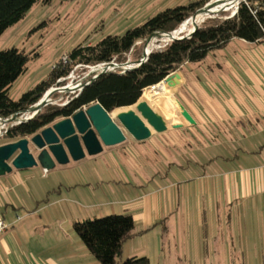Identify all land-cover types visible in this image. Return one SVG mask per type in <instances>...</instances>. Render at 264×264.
Listing matches in <instances>:
<instances>
[{"label":"crops","instance_id":"crops-1","mask_svg":"<svg viewBox=\"0 0 264 264\" xmlns=\"http://www.w3.org/2000/svg\"><path fill=\"white\" fill-rule=\"evenodd\" d=\"M230 42L236 43L233 47L237 49L239 45L264 46V41L249 43L234 38ZM240 53L244 55L241 49ZM234 55L238 56V53L235 51ZM256 55L260 68L250 74V84L242 85L244 89H237L225 73L210 79L197 76L185 104L196 120L195 125L168 128L163 133H153L142 143L133 139L110 148L109 157L119 173L114 189L122 199L115 200L114 194L115 198L112 196L104 207H100V203L89 206L84 202L85 209H96L89 214L75 215L73 223L105 214H132L135 235L124 242L122 255L146 256L152 264L191 263L188 259L193 257L194 240L196 244L199 242L201 225L206 227L209 221L231 223L233 211H240V214L254 211L256 222L264 224V49L261 47ZM219 58L215 60L230 65L224 52ZM182 69L184 66L181 76L173 80L175 101L171 102L165 96L155 101H162L159 109L166 120L180 115L175 91L178 86L183 88L188 83ZM65 165L57 164L48 171L42 166L14 169L0 176V215L8 225L0 232V264H38L26 258V249L32 247L31 239L26 234L21 237L16 231L31 225L35 212L40 209L39 203L44 201L35 190L34 168L37 171L42 168V179L47 181L55 170L66 169L62 167ZM79 176L80 181L69 172L64 180H58V186H65L67 194L75 189L86 201L91 183L83 169L79 170ZM106 179L102 175L94 178L97 185L107 183ZM89 193L95 195V189L91 188ZM58 198V203H47L45 208L72 202L69 197L58 195ZM186 209L194 210L196 217L184 216L182 211ZM206 211H212V219L207 217ZM16 213L22 215L17 222ZM34 227L27 229L28 233ZM59 254L60 251L56 256L51 252L47 258L60 264Z\"/></svg>","mask_w":264,"mask_h":264},{"label":"rangeland","instance_id":"rangeland-1","mask_svg":"<svg viewBox=\"0 0 264 264\" xmlns=\"http://www.w3.org/2000/svg\"><path fill=\"white\" fill-rule=\"evenodd\" d=\"M194 1L197 0H49L35 3L23 19L9 27L0 36V50L17 48L20 51L28 53L31 57L26 72L21 74L13 83L9 92L10 97L17 100L23 93L31 90L37 84L47 79L53 67L61 63L62 57L68 54L76 44H96L107 35H122L127 29L143 24L149 17L154 16L165 8L188 4ZM213 1L215 0H210L209 2ZM229 5L230 2H227V6ZM234 10L235 8H227L219 13H215L213 17L219 15L221 12H225L227 16H231ZM202 19L203 17L200 20ZM190 26L191 24L180 35L188 33ZM163 35L160 34L154 38L151 44L153 50L162 49L171 41ZM144 45L145 41L143 42V51ZM234 45L236 43L229 42L226 47L211 51L203 61L185 64L182 72L187 78L188 83L186 87H177L175 91L176 100H179L184 105L187 104L186 102L190 99V88H192L197 76H204L210 79L215 78V75L218 73L220 75H224L223 73H225L231 78L237 89H244L242 85L250 84V74L260 68V63L256 59V51L261 49V47L264 49V46L254 48L251 45H239V48L244 53V55H240V49H237V47L234 48ZM235 51L238 53V56L234 55ZM223 52L230 61V65L227 64L228 66L223 61L220 63L215 60ZM128 57L124 62L118 60L113 61L122 63L123 65L135 62L136 58L132 54H129ZM72 71H74V81L81 79L85 74H89L88 77H92L95 74L90 73V66L87 65H83L77 69L75 66ZM113 71H122V67H118ZM180 71L177 70L179 73ZM231 72L233 75H231ZM71 80L69 78L67 82L64 81V83L55 85L53 88L62 87ZM148 92L151 95L153 94L149 90ZM148 92L146 93V89L144 90L145 95L143 93V99L147 100ZM166 94L173 95V90L172 92L169 91L157 95L164 96ZM62 96L60 91L55 92L50 97L53 102L49 101L48 104L59 103L62 101ZM68 96L69 93H64V100ZM163 96H156L153 100L149 101L159 111V106L162 101H155ZM127 109L133 108L127 107L123 110ZM25 114L27 113L22 112L18 116H25ZM114 119L120 124L116 117ZM178 119H183L181 114L177 118H173V120ZM133 139L130 134H127V139L123 143L125 144L128 142L127 140ZM3 141H10V139L3 134L0 135V143ZM123 143L114 146H105L103 151L99 153L103 155L101 156L103 158L98 156V154L94 156L86 154L79 161L71 159L69 164L62 166L66 167V169L55 170V172L51 173L47 181L42 179L44 177L42 168L39 171L34 168L36 171L35 190L44 201L39 203L40 209L35 212L36 214L33 217L31 225L25 230L21 229L16 231L21 237L26 234L31 239L32 247L26 249V258L29 262L54 264L47 256L51 252L56 256L58 251H60L57 257L60 264H97L94 256L75 232L72 218L75 215L89 214L92 210L94 211L96 209L90 207L85 209V203L89 206L100 203L102 206H99L104 207L112 196L115 198L114 194L117 197L115 200L122 199L115 192L117 189H114L116 188L114 181L116 179L118 180L119 176L117 174L119 173L115 162H113L111 156L109 157V154L112 150L110 148L118 147ZM77 163L81 165H77ZM72 165H76V167L71 169L70 167ZM150 168L153 169L152 167ZM81 169L89 176L91 188H94L96 193L92 196L89 193L91 188H88L86 201L80 197L79 192L75 189L71 194H67L65 192V186H58L60 182L58 180H64V178L69 176V172L72 175H76L80 181L79 170ZM128 169L130 170V168ZM99 175L107 178V183L97 185L94 178ZM121 186L123 187L122 183ZM119 190L121 191L120 188ZM19 192L22 193L21 190ZM58 195L61 198L69 197L72 199V202H61V204L46 209L45 205L47 203L53 204L55 201L54 204H56L59 202ZM76 200L78 201L77 203L74 202ZM79 201L82 202L81 205L78 204ZM99 206L97 207L99 208ZM9 211L11 210L8 207L7 212ZM2 212L6 214L5 209ZM182 213L186 217H196L195 211L192 209L183 210ZM206 214L208 218L212 219V211H206ZM21 216L18 213L14 215L16 222L21 220ZM256 221L257 215L254 211L248 210L241 212V214L240 211H233L231 223H221L218 221L214 223L213 221H209L206 227H202L201 225L199 242L196 244L194 240V245L192 246L193 257L188 259L191 262L188 264H264V224ZM33 225L36 227L33 228L31 233H28L27 229ZM61 250L64 252L61 253ZM127 258L126 253H123L121 261Z\"/></svg>","mask_w":264,"mask_h":264},{"label":"trees","instance_id":"trees-1","mask_svg":"<svg viewBox=\"0 0 264 264\" xmlns=\"http://www.w3.org/2000/svg\"><path fill=\"white\" fill-rule=\"evenodd\" d=\"M39 1L49 0H0V36L23 19ZM209 1L197 0L168 7L149 17L143 24L127 29L122 35H107L96 44H76L67 54L68 64L55 65L47 79L17 100L12 99L9 92L15 80L26 72L31 57L17 48L0 50V117L8 118L35 106L48 89L67 82L68 79L61 82L58 79L66 77L78 64L94 66L113 60L124 62L129 54L136 58L135 62L139 61L143 54V42L150 35L178 29ZM234 38L249 43L264 41V0L241 1L234 16L221 12L205 18L191 37L171 40L162 49L153 50L138 68L99 75L80 93L72 94L66 104H62L65 99L63 94L62 101L48 104L34 118L12 125L5 136L14 140L31 135L95 103H100L109 112L131 106L143 96L146 88L162 82L169 74L181 70L186 63L203 61L211 51L224 48ZM156 96L163 95H155L147 100H153ZM164 96L171 102L175 101L171 94ZM73 227L97 264H152L148 257L138 255L121 261L124 242L135 235V223L130 213L75 221Z\"/></svg>","mask_w":264,"mask_h":264},{"label":"water","instance_id":"water-1","mask_svg":"<svg viewBox=\"0 0 264 264\" xmlns=\"http://www.w3.org/2000/svg\"><path fill=\"white\" fill-rule=\"evenodd\" d=\"M229 1L232 0L209 2L189 18L195 19L200 14L203 16L201 21H204L205 18L212 17L215 13L227 9L226 5ZM240 2L241 0H237L238 5ZM216 6L220 7V9H214ZM237 12L238 8L235 14ZM200 23H194L193 28L184 35H180L183 30L178 29L171 32H154L145 40L142 58L137 62H133L132 65H128V67L116 61H111L107 64H116L122 67L124 72L138 68L153 51L151 44L156 36L166 34L170 40L189 38L199 28ZM106 72L108 71L104 66L99 75ZM172 76L179 78L181 75L175 71L163 81L169 82ZM89 84L86 83L76 91L71 89L68 84L62 86V88L78 94ZM59 90L60 87L48 90L35 107L27 110L28 112H35V115L21 120V122L34 118L48 104L50 97ZM177 103L183 119L165 120L147 101L139 99L133 104L136 106L135 109L121 110L114 116L119 120L120 124L111 115L113 111L119 108L109 112L100 103L85 106L72 115L56 120L31 135L10 140L0 145V176L10 173L14 169L23 170L42 166L45 171H48L55 168L57 164L64 165L69 163L71 159L79 161L86 154L92 156L99 154L105 146H114L125 142L127 134H130L138 141H144L150 138L153 133L165 132L170 126L171 128L179 129L195 125L196 120L185 105L179 100H177ZM15 118L16 116L3 120V123L15 120Z\"/></svg>","mask_w":264,"mask_h":264},{"label":"built area","instance_id":"built-area-1","mask_svg":"<svg viewBox=\"0 0 264 264\" xmlns=\"http://www.w3.org/2000/svg\"><path fill=\"white\" fill-rule=\"evenodd\" d=\"M242 1H246V0H242ZM238 3L235 5V10H234V12H232V15L231 16H233L234 14H235V12H236V10H237V8H238ZM69 58H68V55L67 54H65L63 57H62V59H61V65H63V66H65L66 64H68L69 62V60H68ZM83 65H81V64H78V65H76V69L77 68H80V67H82ZM106 67L107 68V71L108 72H113V70L114 69H116V68H118L119 66L118 65H116V64H113V65H108L107 63H101V64H98V65H94V66H90V73H95L92 77H88L89 76V74H85L81 79H79V80H77V81H74L75 79H74V71H72V72H70L66 77H61V78H59L58 79V82H61V81H63V80H65V79H69V78H71L72 80L68 83V85L70 86V85H78L75 89H73V90H79L83 85H85L86 83H91L92 82V80H94L95 78H96V76H98L101 72H102V69H103V67ZM122 73L124 72V70H122L121 71ZM51 89H53V88H51ZM60 93H62V95L64 94V93H69V96H68V98L66 99V100H64L63 101V103L62 104H66L68 101H69V98L71 97V95L72 94H77V93H75V92H70V91H66V89H64V88H62V87H60ZM49 101L50 102H53V100H52V98L51 99H49ZM31 108H33V107H31ZM24 113H27V114H25V116H18V113H16V114H14V115H12V116H10V117H8V118H3V117H0V135H3V134H5L7 131H8V129L12 126V125H14V124H16V123H20L21 122V120H24V119H27L28 117H31V116H34L35 114V112H28L27 110L26 111H24ZM14 116H16V118H15V120H12V121H7V122H5V123H3V120H6V119H9V118H12V117H14ZM7 227H8V225H6V223H5V221H4V219L2 218V216L0 215V232H2V231H5L6 229H7Z\"/></svg>","mask_w":264,"mask_h":264},{"label":"bare ground","instance_id":"bare-ground-1","mask_svg":"<svg viewBox=\"0 0 264 264\" xmlns=\"http://www.w3.org/2000/svg\"><path fill=\"white\" fill-rule=\"evenodd\" d=\"M226 1H228V0H226ZM230 2V5L229 6H227V8H235V5L237 4V0H235V1H229ZM220 7H218V6H216L214 9H219ZM203 16H201L200 14H198L196 17H195V19H193V18H189V19H187L186 20V22L183 24H181L179 27H178V30H187L188 29V25L189 24H191V26L189 27L190 29L189 30H191L192 28H193V25H194V23H196V22H199V21H201L200 19L202 18ZM164 35H166V34H164ZM163 35V36H164ZM164 37H167V36H164ZM128 65H132L131 63H129V64H125V67H128ZM174 78H175V76H172V79L168 82V81H163V82H160V83H158V84H156V85H153V86H150V87H148V88H146V93L148 92V90L151 92V93H153L152 95L149 93V95H148V98H150V97H152V96H155V95H157V94H160V93H165V92H169V91H171L172 92V90H174V87L175 86H172L173 85V80H174ZM165 82V83H164ZM168 83V84H167ZM78 85H70V88L71 89H75L76 87H77ZM176 88V87H175ZM144 95H145V93H144ZM140 100H145V101H147L146 99H143L142 97L140 98ZM151 106H153L149 101H147ZM130 107H133V109H135V105H131V106H129L128 108H130ZM127 108V107H126ZM153 108L155 109V110H157L154 106H153ZM124 108H119V109H117V110H115V111H113L112 113H111V115L114 117L119 111H121V110H123ZM157 112L158 113H160L161 114V112L159 111V110H157ZM162 115V114H161ZM163 116V115H162ZM164 117V116H163ZM166 120V119H165Z\"/></svg>","mask_w":264,"mask_h":264}]
</instances>
